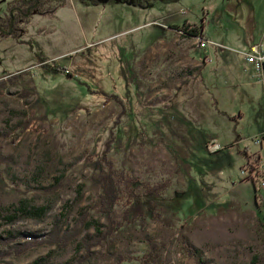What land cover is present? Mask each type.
<instances>
[{"label": "rangeland", "instance_id": "obj_1", "mask_svg": "<svg viewBox=\"0 0 264 264\" xmlns=\"http://www.w3.org/2000/svg\"><path fill=\"white\" fill-rule=\"evenodd\" d=\"M12 1L0 0V17ZM106 1L67 0L54 16H34L19 41L0 43V264H116L121 254L142 257L150 240L166 242L164 264H174L185 221L211 264H257L264 189L249 173L264 164V76L240 54L252 36L264 44V0H159L146 8ZM172 15L175 21L164 19ZM186 22L204 24L227 61L217 78L232 94L226 100L222 89L190 100L178 83L149 93L142 64L169 27ZM204 52L192 49L190 57ZM217 64L204 79H214ZM111 131L127 142L125 153L109 157L115 168L142 182H172L165 194L172 226L149 219L105 242L106 219L82 220L98 191L89 161ZM60 220L62 234L72 236L63 247L49 239ZM38 238L47 239L24 251Z\"/></svg>", "mask_w": 264, "mask_h": 264}, {"label": "trees", "instance_id": "obj_2", "mask_svg": "<svg viewBox=\"0 0 264 264\" xmlns=\"http://www.w3.org/2000/svg\"><path fill=\"white\" fill-rule=\"evenodd\" d=\"M96 1V0H94ZM113 1V0H109ZM158 0H147V2H156ZM67 0H15L8 5L6 14L0 17V43L7 39L19 41L22 34L26 33L27 27L33 20V17L38 16H54L59 8H64ZM134 4L138 5L135 0ZM253 12V10H252ZM251 12V13H252ZM202 29V27H200ZM197 31V30H195ZM189 34V32H185ZM188 36V37H189ZM199 36V35H198ZM195 36H193L194 38ZM4 84H0V89ZM108 141L105 144L104 151L96 156L95 160L90 159V163H94V172L92 180L96 182L98 191L95 194V202L83 214L82 220L87 217L98 216L106 219L107 231L103 236V241L108 240L113 235H121L127 228L140 226L144 227L148 224L149 219L158 221L170 227L174 222L166 217L165 214H170L175 218L174 213L166 207L168 199L165 198L166 192L171 190L172 182L170 180H163L159 183L151 184L149 182H142L135 179L128 178L127 170L125 168H115L109 157L112 153H125L127 142L119 139V135L111 131ZM125 140L133 145L137 144V139L128 132L124 133ZM178 195L175 194V199ZM0 198V205H1ZM117 208H121V218L115 219ZM23 209L17 206L15 213L17 220L21 219ZM1 217V213H0ZM14 219V218H8ZM64 221H56L54 230L51 232L49 239L55 240L60 245H64L71 235L62 234ZM99 224V221L97 222ZM258 235L260 244L262 246L261 255L258 258L257 264H264V222H260L258 227ZM69 236V237H68ZM176 247L174 250L175 263L174 264H211L206 260L205 254L201 249L195 247L191 242L186 232V221L181 222V228L178 232ZM19 237L26 238L25 235ZM47 238H38L34 242H27L24 244V251H27L34 245L45 243ZM13 239H9L7 244ZM167 243L150 240L148 242V252L142 257H131L126 254H121L116 258V264H164V254L167 250ZM45 259H41L34 264H46Z\"/></svg>", "mask_w": 264, "mask_h": 264}, {"label": "crops", "instance_id": "obj_3", "mask_svg": "<svg viewBox=\"0 0 264 264\" xmlns=\"http://www.w3.org/2000/svg\"><path fill=\"white\" fill-rule=\"evenodd\" d=\"M80 1H85V0H80ZM136 1L138 2L140 7L146 8L150 5L153 6V4L157 3L159 0L156 2H147V0H145V2H143V0L142 1L136 0ZM109 2L111 3V1ZM109 2L106 1L107 4H109ZM136 6L139 7L138 5ZM167 17H165L164 19L169 22L175 21L177 19L175 15L167 16ZM172 26L173 27H169V28L183 30L184 32L186 30L187 32L189 30H192L193 32L192 33L189 32L190 36L188 38L180 36L182 38L181 39L176 32H173L170 29H168L166 31L165 38L158 40L156 48L152 50L153 52L150 53L149 57H146V63L142 64V66L144 65V67H146L147 70L150 71V75L148 77V81L151 85L149 93L150 92L153 93L154 91H156L153 89H158L159 87H161V89L164 91V89H167L170 86L176 85L178 83V84H183L181 87L182 89H185L184 96L185 98H188L190 100H193L195 96L196 99H198L199 95L197 94H201L204 89H206L208 93L222 89L220 91H222L224 100H226L228 98V95L231 96L232 94L231 92H227L223 88L220 89L218 88V83L222 84V82L218 81L217 78L220 69H224L223 67L228 65V63L218 54L219 46L217 45L208 46L207 48L202 49L205 51L204 52L205 54L200 59L190 57V50L197 49V47L194 45V40L192 39L193 36L199 35L205 40L208 38L205 36L204 24L196 25L194 23L186 22L183 23L182 27L177 26L175 23ZM200 27H202V29ZM160 28L165 29L166 27L165 28L160 27ZM254 40H255V36H252L247 41L248 47L246 52H248L252 46L259 45ZM261 44L264 46L262 42L260 43V45ZM240 55L242 56V60L245 62L243 54ZM215 60H217L218 64L214 70L215 72L214 79H210V80L204 79L202 75L203 70L207 66L213 65L215 63ZM142 66L139 67L138 79H141V77L143 76L141 75ZM249 67L255 71L253 66H249ZM263 74L261 75V77L264 76ZM262 84H264V81ZM158 91H156L155 93H157ZM212 102L213 104L218 103L215 98H213ZM193 109L198 110V105L194 104ZM240 119H242V117H239V120Z\"/></svg>", "mask_w": 264, "mask_h": 264}, {"label": "built area", "instance_id": "obj_4", "mask_svg": "<svg viewBox=\"0 0 264 264\" xmlns=\"http://www.w3.org/2000/svg\"><path fill=\"white\" fill-rule=\"evenodd\" d=\"M155 25L163 28L166 27L159 23H155ZM170 30L176 32L179 35V37L180 35L186 38H188L189 36L183 30H177V29H170ZM192 39L194 40V45L199 49H205L208 46H216L215 43L208 41V39L205 40L201 36H195ZM243 56L245 58L246 64L253 66L258 74L262 75L264 73V46L262 44L252 46L248 52L243 54ZM249 174H250L249 179L253 181V183L256 185V188L264 189V164L256 167V169Z\"/></svg>", "mask_w": 264, "mask_h": 264}]
</instances>
